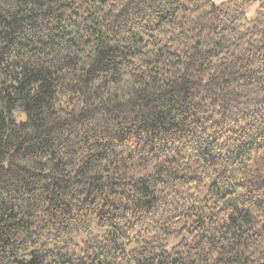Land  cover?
Listing matches in <instances>:
<instances>
[{
	"label": "trees",
	"instance_id": "16d2710c",
	"mask_svg": "<svg viewBox=\"0 0 264 264\" xmlns=\"http://www.w3.org/2000/svg\"><path fill=\"white\" fill-rule=\"evenodd\" d=\"M0 0V264H264V0Z\"/></svg>",
	"mask_w": 264,
	"mask_h": 264
},
{
	"label": "rangeland",
	"instance_id": "374dc122",
	"mask_svg": "<svg viewBox=\"0 0 264 264\" xmlns=\"http://www.w3.org/2000/svg\"><path fill=\"white\" fill-rule=\"evenodd\" d=\"M213 2V4L215 6H219L221 5L222 3H225V2H228V1H231V0H211ZM260 6V2L259 0H257L254 4H252V6L247 10L246 12V17L249 19V20H252L255 18L256 16V13H257V10Z\"/></svg>",
	"mask_w": 264,
	"mask_h": 264
}]
</instances>
